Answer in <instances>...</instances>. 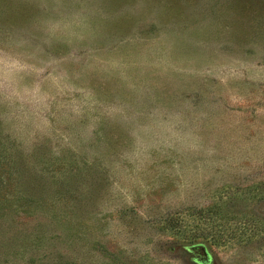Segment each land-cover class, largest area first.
Instances as JSON below:
<instances>
[{
	"label": "rangeland",
	"instance_id": "1",
	"mask_svg": "<svg viewBox=\"0 0 264 264\" xmlns=\"http://www.w3.org/2000/svg\"><path fill=\"white\" fill-rule=\"evenodd\" d=\"M0 264H264V0H0Z\"/></svg>",
	"mask_w": 264,
	"mask_h": 264
}]
</instances>
